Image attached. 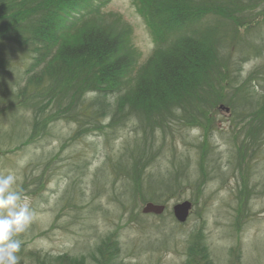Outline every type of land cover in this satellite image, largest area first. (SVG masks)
Masks as SVG:
<instances>
[{
  "label": "rangeland",
  "instance_id": "obj_1",
  "mask_svg": "<svg viewBox=\"0 0 264 264\" xmlns=\"http://www.w3.org/2000/svg\"><path fill=\"white\" fill-rule=\"evenodd\" d=\"M99 1L87 0L71 12L62 35L78 40L82 26L96 21L89 10ZM161 1L103 0L97 5L96 14L114 13L129 27L128 45L138 61L126 83L133 82L134 72L158 47L147 23L149 18L158 26L155 11L162 8ZM262 1L246 8L245 1L231 6L220 0H187L189 10L197 5L206 12L185 9L171 18L176 31L196 28L194 40L210 46L208 77L217 72L216 39L229 41L236 13L247 14L236 46L245 45L249 52L230 61L232 77L220 72L215 76L232 78L231 86L220 85V91L216 87L223 100L219 104L228 110L230 106V112L215 110L206 116L201 108H168L163 116L146 114L144 125L138 116L143 110H130L129 101L117 105L119 94L109 91L115 114L101 119L103 127L89 131L85 125L96 122L80 117L90 115V109L83 111L96 92L86 87L78 103L67 105V113L64 106H49L36 122L23 107L26 100L11 101L9 109L0 103V175L16 177L14 188L33 213L17 253L20 264L36 262L34 254L86 255L92 264H100L89 253L99 255L103 242V252L120 249L114 264H264ZM207 11L211 16H205ZM11 61L23 77L16 87L23 88L28 61L22 54ZM202 75L189 97L208 92ZM162 119L164 127L156 125ZM186 199L194 207L188 221L178 224L172 206ZM149 201L165 203L168 209L160 216L143 214ZM164 240L167 248L158 247Z\"/></svg>",
  "mask_w": 264,
  "mask_h": 264
},
{
  "label": "trees",
  "instance_id": "obj_2",
  "mask_svg": "<svg viewBox=\"0 0 264 264\" xmlns=\"http://www.w3.org/2000/svg\"><path fill=\"white\" fill-rule=\"evenodd\" d=\"M86 1L0 0V103L3 102L4 107L9 109L11 101L17 98L20 101L26 100L23 107L33 113V121L36 122L41 110H47L49 106L54 109L64 106V112L67 113V105L73 100L78 103L82 88L86 87L87 90L96 92L83 111V114H87L85 110L90 109V115L80 117L84 121L96 122L85 125L89 131H94L99 126V128L103 127L102 118L114 116L115 113L111 112L113 109L111 101L107 100L109 91L119 94L117 105L127 104L129 101L130 110H143L141 116L137 115L144 125L147 122V115L163 116L168 108L171 110L179 107L190 110L194 107V111L201 108L204 115L210 116L213 115L217 105L223 102L218 94L220 85H232V78L229 77L233 76L234 69L230 61L235 59L237 53L244 55L246 51L249 52L244 45L241 48L236 46L240 42L236 38V33L247 21V14L238 12L236 13L238 21L232 26L233 34H230L229 41L216 39L217 47L214 48L217 62H214L213 69L217 72L207 77L206 71L212 59L210 46L207 42L194 40L198 29L176 31L173 27L175 19H171L172 15L178 16L185 9L196 11L199 8L203 13L207 8L192 5L193 9L189 10L187 0H162L163 6L155 11V19L164 36L161 37V30L146 16L149 20L148 27L158 47L154 56L137 73L134 72L133 82L131 83L130 80L126 83L130 73L136 69L133 63L138 61V57L128 45L127 23L120 16L113 15L114 13L105 16L96 14L97 5L103 0L92 4L93 8L89 12L91 11L97 19L82 26L78 40L73 42L67 39L69 35L66 37L62 35L64 22L69 18L70 13L79 9ZM220 1L231 6L245 1L246 8L258 3L255 2L256 0ZM164 12L169 15L166 17ZM207 15L210 13L205 16ZM165 37L170 39L164 42ZM229 43L235 47L229 46L228 49ZM231 51L233 54L230 53ZM17 54L24 55L28 61V68L25 69L27 79H24L23 88L16 87L18 79L23 77L20 76L19 71L16 72L14 66L12 67L11 60ZM234 54V58L231 59ZM39 63L47 64L42 68L44 73L36 71L35 67ZM228 68L231 69L229 72ZM219 72L229 77L225 79L221 77L220 80L222 75L220 74L215 78ZM200 74H204L203 83L205 82L204 86L207 87L208 92L204 97L193 95L189 97L191 88L194 85L197 87L196 79ZM15 77L17 80L14 82ZM25 91L30 93L27 94ZM156 125L164 127L165 123L162 119ZM79 126L82 128V125ZM25 236L26 232L16 238L23 241ZM167 242L160 241L158 247L167 248L165 246ZM104 243L106 244L103 242L99 245V255L89 253V257L99 261L100 264H114L119 257L120 249L112 247L103 252V247L106 246ZM21 247H23L22 242ZM34 255H36L33 257L36 260L35 264H92L86 255H45L46 258H41L39 254Z\"/></svg>",
  "mask_w": 264,
  "mask_h": 264
},
{
  "label": "clouds",
  "instance_id": "obj_3",
  "mask_svg": "<svg viewBox=\"0 0 264 264\" xmlns=\"http://www.w3.org/2000/svg\"><path fill=\"white\" fill-rule=\"evenodd\" d=\"M23 161L20 166L23 167ZM16 177L0 175V264H20L17 253L21 241L17 239L33 221L29 204L22 193L14 188Z\"/></svg>",
  "mask_w": 264,
  "mask_h": 264
},
{
  "label": "water",
  "instance_id": "obj_4",
  "mask_svg": "<svg viewBox=\"0 0 264 264\" xmlns=\"http://www.w3.org/2000/svg\"><path fill=\"white\" fill-rule=\"evenodd\" d=\"M191 205L192 204L189 201H183L181 203L176 204L174 206L175 217L181 222L185 221L189 214ZM163 209H164L163 205H154L152 203H148L143 211L161 213Z\"/></svg>",
  "mask_w": 264,
  "mask_h": 264
},
{
  "label": "bare ground",
  "instance_id": "obj_5",
  "mask_svg": "<svg viewBox=\"0 0 264 264\" xmlns=\"http://www.w3.org/2000/svg\"><path fill=\"white\" fill-rule=\"evenodd\" d=\"M40 63H41V62H40ZM40 63H39V64H40ZM39 64L35 67V68H37L36 71H37L38 73H39V72L44 73V72H42V70H43L42 68H44L47 64H46V63H44V64H40V65H39Z\"/></svg>",
  "mask_w": 264,
  "mask_h": 264
}]
</instances>
